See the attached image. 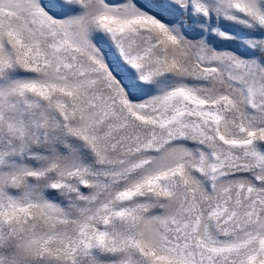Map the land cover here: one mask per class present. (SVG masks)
<instances>
[{
	"label": "snow or ice",
	"instance_id": "snow-or-ice-1",
	"mask_svg": "<svg viewBox=\"0 0 264 264\" xmlns=\"http://www.w3.org/2000/svg\"><path fill=\"white\" fill-rule=\"evenodd\" d=\"M0 264H264V0H0Z\"/></svg>",
	"mask_w": 264,
	"mask_h": 264
}]
</instances>
